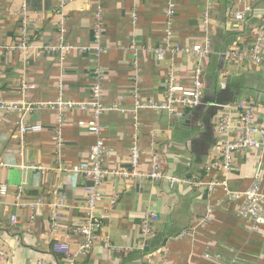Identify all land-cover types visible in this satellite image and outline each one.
I'll use <instances>...</instances> for the list:
<instances>
[{
	"label": "crops",
	"instance_id": "crops-1",
	"mask_svg": "<svg viewBox=\"0 0 264 264\" xmlns=\"http://www.w3.org/2000/svg\"><path fill=\"white\" fill-rule=\"evenodd\" d=\"M243 2L70 0L62 6L60 0H0V102L20 107H0V185L5 187L0 264H264V224L256 228L241 215L243 198L231 199L223 186L207 185L226 182L227 190L244 191L257 184L264 193V147L236 151L229 171L207 169L224 141L240 134L239 101L254 99L253 120L264 126V67L247 61L233 66L227 54L251 45L257 34L264 0H250L256 12L238 21L232 13ZM170 3L173 36L168 39ZM99 9L102 31L96 38ZM24 30L28 46L9 50ZM207 40L212 52L204 58L173 50L174 44L191 47ZM157 49H164L162 58ZM199 66V106L180 115L136 108L138 101H165L170 81L192 89ZM98 71L102 102L115 107L99 119L110 174L101 179L103 200L95 209L110 247L99 241L87 255L69 260L54 251V243L67 241L72 251L77 249L78 228L87 213L86 186L92 180L65 168L90 163L97 137L81 124L93 118L91 109L60 111L49 103L60 98L88 103ZM22 80L33 87L24 90ZM60 116L58 148L53 137ZM222 116L232 123L225 133L216 129ZM21 119L42 130L21 137ZM135 145L141 153L139 171L149 172L151 155L157 153L166 175L201 176L204 184L116 175L133 168ZM150 213L158 218L151 235H144L142 221ZM165 231L179 235L165 237Z\"/></svg>",
	"mask_w": 264,
	"mask_h": 264
},
{
	"label": "built area",
	"instance_id": "built-area-1",
	"mask_svg": "<svg viewBox=\"0 0 264 264\" xmlns=\"http://www.w3.org/2000/svg\"><path fill=\"white\" fill-rule=\"evenodd\" d=\"M70 0H60L62 6L66 5ZM243 7L232 13L234 18L238 21H242L246 18V15L252 11L253 7L250 0H243ZM167 15V29L166 34L168 39L173 36V15L174 10L171 3L166 8ZM96 17V38H99L102 31V9H99L95 13ZM206 24H208V18H205ZM28 46V32L23 31L22 40L18 44L11 45L9 48H18L20 50L25 49ZM7 48V49H8ZM46 48H54L53 46H47ZM173 50L184 52L191 55H196L199 58H204L211 54L212 46L207 40L203 44H195L191 47H182L174 44ZM158 57L162 58L165 51L164 49L156 50ZM230 63L233 66L239 65L241 62L247 61L250 65L264 67V8L261 15V21L257 27V34L254 42L251 45L243 48H234L228 51ZM203 68L197 67L194 71V86L192 89H185L183 86L175 84L170 81L167 88V94L165 101L160 103L149 102L142 103L137 102V109L152 108L155 110H167L172 114L180 115L186 109L197 107L202 103L203 99ZM98 77V78H97ZM96 83L92 90V99L88 103L75 102L64 100L63 98L58 101L49 103L50 106L58 108L60 111L65 109H91L93 112V118L88 121H82L81 124L86 126L90 131L96 134V141L92 146L90 152V163H80L73 165L69 168H65L66 171L75 172L83 175L86 179L92 180V183L86 186L87 191V213L86 218L80 224L78 231L80 235V241L76 250H71L67 241H58L54 243V251L63 254L67 259L73 260L80 256L87 255L99 241L104 242L105 247H110L108 239L102 236L103 224L101 219L95 214L96 207L102 202L103 195L101 192V179L103 176L110 174L105 168V155L109 151L106 145L105 128L100 123V116L110 109L115 107H108L102 102V84H101V72L96 74ZM33 87L29 82L22 80V88L24 90ZM257 104L254 99L246 101H239L237 103V109L240 115V134L235 138L224 141L221 146L220 154L217 158L211 160L208 165V170L221 169L229 171L232 167L233 155L236 151H246L251 148L264 147V126L258 125L253 120V113ZM0 107L5 110L20 109L17 102L3 101L0 102ZM28 108V107H27ZM64 119L60 116L57 119V128L55 129L54 141L58 148L61 147L63 140L62 125ZM216 129L225 133L228 132L231 127V119L228 116H222L216 122ZM19 133L21 137H24L29 132H37L42 130V127L38 124H28L23 119L19 121ZM141 153L137 145L132 148L131 159L133 168L131 170L117 171L116 175L123 177L135 178L138 181L143 180H159L164 177H168L171 181H182L192 183L194 185L204 184L202 180L197 177L193 178H178L168 176L162 169L160 157L157 153L151 155L150 171L141 172L137 169L140 162ZM113 173V172H112ZM207 185L210 189L216 186H223L226 189L231 199L243 198L244 204L241 209V215L250 217L253 221L254 227L258 228L264 224V193L260 190L257 184H253L244 191H230L227 190L226 182H209ZM5 193V187L0 185V194ZM18 200L22 195V189L18 191ZM58 218V215L55 218ZM15 217H13L14 219ZM157 215L154 213L148 214L142 221L141 231L144 235H151L152 222L157 219ZM4 251L0 249V255L4 256ZM38 264H46L44 260H39ZM157 264V263H153Z\"/></svg>",
	"mask_w": 264,
	"mask_h": 264
},
{
	"label": "trees",
	"instance_id": "trees-1",
	"mask_svg": "<svg viewBox=\"0 0 264 264\" xmlns=\"http://www.w3.org/2000/svg\"><path fill=\"white\" fill-rule=\"evenodd\" d=\"M254 12H256V10L254 9V7H253V9H252V11H251V13H252V15L254 14ZM250 13V12H249ZM162 164V163H161ZM162 169H163V167H162ZM164 171V170H163ZM164 173H165V171H164ZM166 174V173H165ZM189 178V177H188ZM197 178L198 179H200V180H202V177L201 176H197ZM165 233H166V235H165V237H173V236H177V235H179V233H170V232H166L165 231Z\"/></svg>",
	"mask_w": 264,
	"mask_h": 264
},
{
	"label": "water",
	"instance_id": "water-1",
	"mask_svg": "<svg viewBox=\"0 0 264 264\" xmlns=\"http://www.w3.org/2000/svg\"><path fill=\"white\" fill-rule=\"evenodd\" d=\"M149 247H146V249H148Z\"/></svg>",
	"mask_w": 264,
	"mask_h": 264
}]
</instances>
